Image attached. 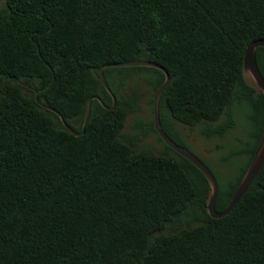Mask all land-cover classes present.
Instances as JSON below:
<instances>
[{"label":"trees","instance_id":"obj_1","mask_svg":"<svg viewBox=\"0 0 264 264\" xmlns=\"http://www.w3.org/2000/svg\"><path fill=\"white\" fill-rule=\"evenodd\" d=\"M259 38L264 0H3L0 264H264V163L232 210L214 218L206 178L161 140L153 119L136 117L132 136L122 133L141 110L137 83L152 103L162 70L105 67L115 106L93 99L82 131L89 97L112 105L99 77L111 62L166 69L161 125L188 149L173 120L222 137L241 109L248 127L224 158L240 163L218 182L221 211L264 127V97L241 74L245 48ZM256 60L264 76V47ZM151 132L163 152L135 146Z\"/></svg>","mask_w":264,"mask_h":264},{"label":"water","instance_id":"obj_2","mask_svg":"<svg viewBox=\"0 0 264 264\" xmlns=\"http://www.w3.org/2000/svg\"><path fill=\"white\" fill-rule=\"evenodd\" d=\"M257 47H264V38H259L252 40L250 43L247 44L244 52L243 57V63L241 68V74L242 78L246 85L251 87L253 89V94L255 97H258L260 94L264 97V76L259 70V67L257 65L256 60V49ZM119 66H151L158 68L162 70L165 74V78L163 82L157 87L153 100H152V112H153V123L152 126L161 138V140L168 145L173 151L181 155L183 158L188 160L192 165H194L206 178L209 189L208 194L206 197V203H205V209L206 212L214 218H219L222 216L227 215L232 208L237 204V202L241 199V197L247 192L249 187L251 186L253 180L257 176L258 172L260 171L263 163H264V127L261 134L260 141L255 149V152L243 174L241 177L239 184L237 188L235 189L233 195L225 205V207L218 211L215 208V201L218 194V181L216 176L214 175L213 171L210 169V167L206 164V162L199 157L197 154H195L193 151L188 149L185 146H182L178 143H176L163 129L160 121V115H159V100L162 93L163 88L169 81V74L166 71V69L152 61L147 60H128V61H120V62H111V63H105L100 66L99 68V77L100 80L104 86V88L107 90V92L112 97V105L108 106L105 105L104 102L101 101V99L98 96H91L88 98L87 105H86V113L84 118V123L82 127V131L84 130V127L86 125L87 119L90 114V108H91V101L93 99H97L101 102V104L106 109H112L115 106V95L112 93L110 87L107 84L105 75H104V68L105 67H119ZM46 109L51 110L55 112L63 126L72 134L78 136L81 134V132H76L71 126H69L66 121L64 120L63 116L54 110V108L45 105Z\"/></svg>","mask_w":264,"mask_h":264},{"label":"rangeland","instance_id":"obj_3","mask_svg":"<svg viewBox=\"0 0 264 264\" xmlns=\"http://www.w3.org/2000/svg\"><path fill=\"white\" fill-rule=\"evenodd\" d=\"M3 4V0H0V6ZM138 90L141 92L140 106L141 110L133 112L128 115L125 126L122 133L126 137L132 136L135 130L132 128L134 119L141 117L145 121L153 119L152 103L149 102L151 98L150 89L142 82L137 83ZM237 124L234 129L227 132L222 137H206L201 129L203 124H197L189 127L178 121L173 120L175 127L177 128L180 136L189 145L190 149L201 157L210 169L213 171L219 183H227L235 175L239 160L236 156L228 161H224V158L229 155L233 148L241 145V139H244L248 122L241 109L235 110ZM223 117L214 122L213 125L221 122ZM135 146L141 148L143 146H149L156 153L164 151V145L162 141H159L157 135L154 132L148 134L143 140L138 141ZM169 230V229H168ZM168 230H164L166 233Z\"/></svg>","mask_w":264,"mask_h":264},{"label":"flooded vegetation","instance_id":"obj_4","mask_svg":"<svg viewBox=\"0 0 264 264\" xmlns=\"http://www.w3.org/2000/svg\"><path fill=\"white\" fill-rule=\"evenodd\" d=\"M132 128L134 129L133 125H132Z\"/></svg>","mask_w":264,"mask_h":264}]
</instances>
